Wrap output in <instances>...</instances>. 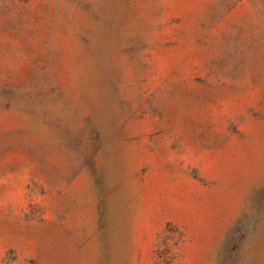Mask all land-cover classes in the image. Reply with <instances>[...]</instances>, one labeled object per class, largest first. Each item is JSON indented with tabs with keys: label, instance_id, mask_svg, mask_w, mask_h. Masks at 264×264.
<instances>
[{
	"label": "rangeland",
	"instance_id": "374dc122",
	"mask_svg": "<svg viewBox=\"0 0 264 264\" xmlns=\"http://www.w3.org/2000/svg\"><path fill=\"white\" fill-rule=\"evenodd\" d=\"M0 264H264V0H0Z\"/></svg>",
	"mask_w": 264,
	"mask_h": 264
}]
</instances>
